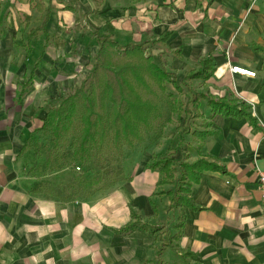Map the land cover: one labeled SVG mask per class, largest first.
Returning <instances> with one entry per match:
<instances>
[{
    "label": "crops",
    "instance_id": "0c3cea01",
    "mask_svg": "<svg viewBox=\"0 0 264 264\" xmlns=\"http://www.w3.org/2000/svg\"><path fill=\"white\" fill-rule=\"evenodd\" d=\"M37 1L50 9L49 19L27 55L26 35L41 25L43 16L31 0H0V264H178L183 255L190 264H264L256 172L264 169V56L251 48L264 46V0ZM67 5L76 14L63 10ZM91 11L95 14L84 16ZM71 21L77 28L70 32ZM79 26L87 34H108L119 46L147 43L171 32L169 50L161 45L150 50L161 56L166 69L181 81L210 55L216 64L213 77L193 81L192 90L242 103L256 120V127L245 118L216 115L209 120L215 135L203 152L222 171L203 172L199 184L192 186L190 197L198 210L184 208L176 248L168 245L176 214L168 210L166 196L155 195L159 175L146 168L152 153L129 160L127 168L125 160L129 181L84 201L31 192L37 181L56 188L61 174H71L63 169L39 176L28 166L34 153L30 148L17 156L36 136L47 105L59 104L68 74L88 72L85 63L93 60L97 46ZM46 36L50 42L43 50ZM87 43L93 44L92 50ZM178 49L179 57L172 53ZM232 66L255 77L232 74ZM200 113L204 118L210 114L203 102ZM131 212L142 224L163 230L154 235L139 228L120 233Z\"/></svg>",
    "mask_w": 264,
    "mask_h": 264
},
{
    "label": "trees",
    "instance_id": "16d2710c",
    "mask_svg": "<svg viewBox=\"0 0 264 264\" xmlns=\"http://www.w3.org/2000/svg\"><path fill=\"white\" fill-rule=\"evenodd\" d=\"M71 2L75 5L77 1ZM31 3L43 19L40 26L31 29L26 35L27 55L31 52L34 37L45 33L50 13V9H44L40 1L31 0ZM63 10L77 12L69 5L64 6ZM93 14L94 11H91L84 16ZM88 31L97 46L90 69L78 88L65 96L61 94L59 104L47 108L40 128L35 131L36 136L28 139L17 158L22 157L29 148L37 155L42 151L44 161L41 165L31 167L30 172H38L42 176L69 169L73 183L82 189L84 196L71 197V193H74L71 190L76 188L70 190L68 185L62 189L54 188L43 180L34 183L32 193L56 195L65 201L79 198L84 201L119 182H128L129 178L123 175L121 165L124 149L132 150L136 144L143 143L146 132L151 130L155 138H163L167 126L175 122L176 145L168 148L163 156L150 159L146 168L159 175V189L155 195L166 196L168 210L176 214L173 225L175 234L168 239V245L176 248L174 243L179 240L184 228V208L198 210L190 197L192 186L199 184L203 172L222 171L216 164L208 162L203 152L205 142L215 135L209 120L216 115L245 118L255 127L256 120L249 113V107L242 103L215 97L208 91L197 93L192 90L193 81L205 82L213 77L216 64L210 55L203 57L197 68L187 72L181 81L176 74L166 69V62L161 56L153 55L150 50L160 45L166 48L171 32L147 43L119 46L108 34ZM49 42L50 37L46 36L43 50ZM251 48L264 56V46L253 44ZM172 53L180 56L179 49ZM33 70L28 85L32 82ZM169 87L177 95L170 92ZM24 92L26 90L21 93ZM159 98H162V104H159ZM201 102L210 111L207 118L200 113ZM192 126L194 129L191 130ZM185 134L192 137L191 142H187ZM42 140L46 141V146L42 145ZM192 157L197 159L190 162ZM116 160H120V164L114 168ZM93 163L100 164L102 173H106L105 168L109 171L100 177L87 178L84 169ZM164 187L169 189L163 190ZM151 207L156 214L155 205L151 204ZM137 228L149 231L152 235L163 230V227L151 228L142 224L140 217L131 212V221L119 232H131ZM178 264L190 263L183 255Z\"/></svg>",
    "mask_w": 264,
    "mask_h": 264
},
{
    "label": "rangeland",
    "instance_id": "374dc122",
    "mask_svg": "<svg viewBox=\"0 0 264 264\" xmlns=\"http://www.w3.org/2000/svg\"><path fill=\"white\" fill-rule=\"evenodd\" d=\"M66 22H67V20H66ZM68 23L67 24L69 25V27H71V29L69 30L70 32L72 29L77 28V26L75 27V25L73 24V21L68 22ZM80 25L82 26V24H80ZM81 26H79L80 30H82V32L87 34L86 33L87 29H85V28L81 29ZM87 35H89V34H87ZM91 39H93V38H91ZM87 45H88V49H90V50L93 49L92 48L93 44L87 43ZM92 63H93V60L90 57L87 64L85 63V66H84L87 71L90 69ZM156 63L159 64V61H156ZM68 75L70 76V79H68V82L65 84L63 89L62 90L60 89V94H63L64 96L67 94H70L73 90L78 88L80 81L84 77L83 73H81L79 76V74L74 72V71L70 72V74H68ZM169 91L176 94V92L173 91L170 87H169ZM59 100H60V98H59ZM59 100L57 99V101H59ZM161 101H162V98H159V104H162ZM54 104H57V103H54ZM49 106H54V105L52 103H49L47 105V107L46 106L45 107L48 108ZM197 123H199V122H197ZM175 126H176L175 122L173 124H170L169 126H167L163 138L160 139L159 141H158V138L154 137L155 136L154 131L151 130L149 132H146L145 142L142 144H136V146L133 148L134 150L133 149L129 150V149L125 148L124 149V151H125L124 152V158H122V160H121L122 167H123L125 160H126L125 166L127 168L128 164H129V160H132L133 158L134 159L140 158V160H142L144 157L147 158L150 153H152V156H154L155 158H158L159 156L161 157L162 155L166 154L167 149L174 147L177 143V135H176V131H175ZM192 128L194 129V126L191 127V130H192ZM185 138H186L188 143L192 141V137L189 134H185ZM41 142L43 143L42 144L43 146H46L45 140H42ZM43 156H44V154L42 151L40 152L39 155L33 153V155L30 156V158H29L30 163L31 162L32 163L29 164L28 166L29 167L30 166L36 167L35 165H41L42 162L44 161ZM31 157H32V159H31ZM119 161L120 160H118V162H117V160L115 161V162H117V164H115V162H114V168L117 167V165L119 166V164H120ZM136 163L137 162L132 164L131 168H133ZM105 171H106V173H102V168H101L100 164L98 165L97 163H93L84 169V175L87 178L100 177L102 174H107V172L109 170L107 168H105ZM123 175H125V173H123ZM39 176H41L40 173H39ZM72 177H73V175L70 174L69 172H67L66 174H61L60 177H58L54 182L55 187L56 188L57 187L62 188L64 186L68 185L70 190L76 188L74 190H71L72 192H74V193H71V197L77 198V196H79V197L83 198L84 192L82 191V189L77 188L78 186L73 183ZM79 199H81V198H79Z\"/></svg>",
    "mask_w": 264,
    "mask_h": 264
},
{
    "label": "built area",
    "instance_id": "2783aa9c",
    "mask_svg": "<svg viewBox=\"0 0 264 264\" xmlns=\"http://www.w3.org/2000/svg\"><path fill=\"white\" fill-rule=\"evenodd\" d=\"M229 71L232 74H240L246 77H255V73L251 71L244 70L239 67L232 66ZM78 170V168L76 169ZM257 176H258V188L260 192V209L262 214L264 215V169H257Z\"/></svg>",
    "mask_w": 264,
    "mask_h": 264
}]
</instances>
